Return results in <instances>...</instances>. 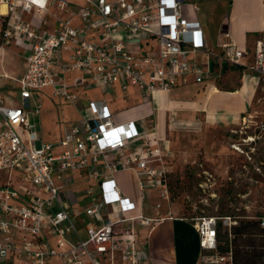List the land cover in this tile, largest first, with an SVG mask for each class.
Listing matches in <instances>:
<instances>
[{"label": "built area", "instance_id": "obj_1", "mask_svg": "<svg viewBox=\"0 0 264 264\" xmlns=\"http://www.w3.org/2000/svg\"><path fill=\"white\" fill-rule=\"evenodd\" d=\"M79 1L0 0L7 9L6 15H0V52L16 44L24 49L25 62L24 75L18 81L10 78L18 84L20 103L0 95V174L6 176L0 185V264H10L12 255H24L25 264H49L52 258L62 264H145L148 257L136 225L151 229L162 217L151 219L141 212L128 216L137 208L124 196L114 175L136 169L141 191L157 189L166 201L164 161L169 149L161 146L165 140L138 131L133 122L118 124L109 110V94L111 89L126 93L136 88L154 101L158 92H168L189 77L203 84L215 70L212 64L204 67L192 58L198 52L208 59L215 55L204 43L200 23L184 15V0ZM92 17L96 20L89 22ZM76 20L89 24L79 28ZM89 28H100L97 40L88 38ZM119 32L129 40H147L149 48L129 50L116 39ZM218 47L226 64H243L247 52L227 35ZM65 51L70 54L62 60ZM250 67L264 77L262 40L256 43ZM70 74L79 76L68 85ZM99 87L104 97L81 107L73 89ZM47 88L81 114L78 124L56 142L44 141L41 124L32 122L40 116L42 105L29 110L33 94ZM99 159L104 173L97 170ZM72 171L83 172L87 182L100 183L103 200L86 214L101 213L103 224L100 228L89 224L86 240L78 234L74 224L78 214L65 193L73 182ZM87 192L93 195L92 190ZM229 221L223 223L227 228L236 224ZM217 223L207 216L195 223L202 263L233 264L231 252L217 253ZM45 231L54 240L53 247L43 239ZM13 233L22 239L21 245L13 240Z\"/></svg>", "mask_w": 264, "mask_h": 264}, {"label": "crops", "instance_id": "obj_2", "mask_svg": "<svg viewBox=\"0 0 264 264\" xmlns=\"http://www.w3.org/2000/svg\"><path fill=\"white\" fill-rule=\"evenodd\" d=\"M80 3L79 0H73ZM114 1V0H111ZM184 15L191 20H197L203 32L204 43L207 48L214 52V57L208 59L203 52H198L194 58L204 67L208 63L212 64L215 69L217 80L210 79L203 84H198L192 77L186 82L180 81L177 86L168 92H158L155 99L149 100L142 96L136 88H130L124 93L119 88L111 89L108 100L109 110L116 122L120 125L133 122L140 132L149 131L148 135L157 134L160 139L166 141L161 146L169 143L167 134L169 133H190L196 134L202 128L215 126H229L232 123L239 122L242 116L253 107L256 100L257 91L260 86V73L253 70L250 66L254 61V52L256 43L259 40L264 41V1L263 0H230L228 9L221 12V7L226 0H184ZM193 6L199 7V11H194ZM7 10V9H6ZM1 15V14H0ZM47 19L52 22L50 16ZM1 20V19H0ZM92 17L89 22H94ZM215 22L214 30L216 35H211V23ZM76 20L74 25L84 28L86 24ZM1 30L3 28L2 20L0 22ZM155 28L154 26L151 27ZM100 28H89L87 31L88 38L98 39ZM227 35L229 40L233 41L237 47L247 52L241 66H232L224 62L222 53L219 49V42L222 36ZM116 39L126 45L129 50L142 52L146 51L148 42L145 39L129 40L125 37L124 32H119ZM12 48L21 54L15 56L14 51L7 49L0 52V79H3L2 88L5 90L3 97H7L17 103L14 99L18 98V84L12 81L14 88L8 91L7 80L10 78L18 81L25 73V62L23 59L24 49L11 44ZM12 54L13 56H11ZM70 52L65 51L61 56L65 60ZM20 68V73L14 72V68ZM224 73H236L239 86H234L232 79H227L224 83L217 81L221 79ZM78 74L68 76V85ZM79 96V105L89 101L101 100L103 90L99 88H81L73 89ZM97 96V97H95ZM57 99V98H56ZM122 103L121 107H118ZM69 103V102H67ZM83 103V104H82ZM70 104V103H69ZM72 105L80 115V119L64 127L63 133L52 141L56 142L63 137L66 129L77 125L81 120L79 110ZM167 157L168 154L165 153ZM97 170L104 173L103 161L99 159ZM73 182L65 189L66 197L69 200L70 208L78 216L74 217V224L81 239L88 238V225L100 228L103 224L101 213H96L93 217L87 216L86 211L96 203H101L102 194L100 183L98 181H86L85 174L81 171H72L69 174ZM119 188L124 196L136 207V212H141L145 217L155 219V208L150 199L154 190L141 191L139 186V175L136 169L118 172L114 175ZM143 178V177H142ZM6 181L5 174H0V185ZM134 182L138 188V194H131L127 189V182ZM92 190L96 198L87 191ZM159 192V191H158ZM139 196V201L135 204L131 201ZM131 197V198H130ZM148 212V214L146 213ZM173 213V211H172ZM174 214V213H173ZM162 215V220L155 223L151 229H146L140 224L136 225L137 232L144 235L143 245L148 257L145 264H202V254L199 244V235L195 225L186 220L175 216V214ZM13 240L21 245L22 239L13 233ZM3 235L0 233V240ZM44 240L48 241L50 246L55 245L54 240L44 233ZM71 242H76L74 235H69ZM39 242H41L39 240ZM25 256L18 257L12 255L9 259L10 264H25ZM49 264H62L59 258H52Z\"/></svg>", "mask_w": 264, "mask_h": 264}, {"label": "rangeland", "instance_id": "obj_3", "mask_svg": "<svg viewBox=\"0 0 264 264\" xmlns=\"http://www.w3.org/2000/svg\"><path fill=\"white\" fill-rule=\"evenodd\" d=\"M229 1L226 0L221 12L228 9ZM214 27L213 21L210 27L212 37L216 35ZM4 49L13 50L15 56L21 57L12 46ZM20 71V68H14L16 74ZM229 78L234 86H239L236 73H224L217 86ZM260 78L253 107L239 122L202 128L196 134H167L169 152L164 167L169 199L162 200L158 190H154L150 199L156 217L174 213L189 221L202 216L214 217L219 221L222 214L232 215V219L221 218L222 224L228 219L232 224L243 219L264 218V77L260 75ZM2 84L3 79H0L1 94L5 92ZM7 84L8 91L15 87L11 80H7ZM14 100L20 103L18 98ZM38 105H42L41 114L32 118V122L41 124L44 141H54L63 133L65 126L80 119L72 105L53 97L51 88L33 94L29 110ZM118 105L121 107L122 103ZM126 186L131 194H138L134 182L128 181ZM131 199L135 204L139 196ZM158 205L161 206L157 209ZM223 227L226 226L223 224ZM138 236L139 240H144L141 232H138Z\"/></svg>", "mask_w": 264, "mask_h": 264}, {"label": "trees", "instance_id": "obj_4", "mask_svg": "<svg viewBox=\"0 0 264 264\" xmlns=\"http://www.w3.org/2000/svg\"><path fill=\"white\" fill-rule=\"evenodd\" d=\"M217 75L214 70L212 78L216 79ZM226 217L231 218L232 215L222 214L217 223V253L231 252L233 264H264V228L261 227V218L233 221L236 224L227 228L221 222V218ZM199 218L184 220L195 225Z\"/></svg>", "mask_w": 264, "mask_h": 264}, {"label": "bare ground", "instance_id": "obj_5", "mask_svg": "<svg viewBox=\"0 0 264 264\" xmlns=\"http://www.w3.org/2000/svg\"><path fill=\"white\" fill-rule=\"evenodd\" d=\"M0 14L1 15L7 14V10H6V7L4 5H0Z\"/></svg>", "mask_w": 264, "mask_h": 264}]
</instances>
